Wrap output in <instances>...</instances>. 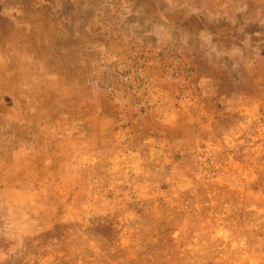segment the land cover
Wrapping results in <instances>:
<instances>
[{"label": "rangeland", "instance_id": "obj_1", "mask_svg": "<svg viewBox=\"0 0 264 264\" xmlns=\"http://www.w3.org/2000/svg\"><path fill=\"white\" fill-rule=\"evenodd\" d=\"M0 264H264V0H0Z\"/></svg>", "mask_w": 264, "mask_h": 264}, {"label": "trees", "instance_id": "obj_2", "mask_svg": "<svg viewBox=\"0 0 264 264\" xmlns=\"http://www.w3.org/2000/svg\"><path fill=\"white\" fill-rule=\"evenodd\" d=\"M94 232H95V233L102 234V235H104V236H108V235H106V233H104L103 230H100L99 228H98V229H94ZM108 238H109V237H108Z\"/></svg>", "mask_w": 264, "mask_h": 264}]
</instances>
